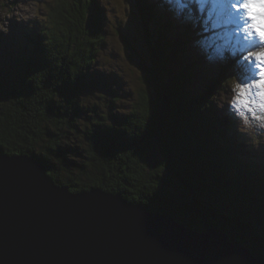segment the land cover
<instances>
[{
	"label": "trees",
	"instance_id": "16d2710c",
	"mask_svg": "<svg viewBox=\"0 0 264 264\" xmlns=\"http://www.w3.org/2000/svg\"><path fill=\"white\" fill-rule=\"evenodd\" d=\"M135 4L146 35L154 36L145 39L149 64L140 67L131 109L117 114L111 99L107 117L96 113L80 124L81 101L106 46L105 12L99 0H55L47 25L0 64V154L33 158L72 193L101 189L196 231L220 229L264 258V155L215 104L234 79L249 77L246 62L233 59L240 46L226 49L197 91L200 60L183 59L189 43H207L218 31L196 19L173 26L156 0ZM202 49L209 61L213 52ZM69 141L76 159H68Z\"/></svg>",
	"mask_w": 264,
	"mask_h": 264
},
{
	"label": "water",
	"instance_id": "95a60500",
	"mask_svg": "<svg viewBox=\"0 0 264 264\" xmlns=\"http://www.w3.org/2000/svg\"><path fill=\"white\" fill-rule=\"evenodd\" d=\"M0 264H264L220 229L196 231L119 195L72 193L27 155L0 154Z\"/></svg>",
	"mask_w": 264,
	"mask_h": 264
},
{
	"label": "rangeland",
	"instance_id": "374dc122",
	"mask_svg": "<svg viewBox=\"0 0 264 264\" xmlns=\"http://www.w3.org/2000/svg\"><path fill=\"white\" fill-rule=\"evenodd\" d=\"M54 1L0 0V64L5 63L12 55L19 54V50L26 43L25 36L30 31L47 25L48 6ZM99 2L105 12L106 46L100 51L92 72L94 87L83 96L81 101L82 111L79 115L81 125L94 118L96 113L107 117L111 99L115 100L117 114L126 113L131 109L141 89L140 67L143 64L144 66L149 64L145 39L154 33L150 30V34L146 35L135 0H99ZM240 2L243 4L247 0H240ZM172 7L179 8L180 5ZM252 12L260 22L264 15V0H253ZM172 21L175 26L184 20L172 19ZM217 31L218 33L212 39H207V43L197 42L196 45L189 43V55L183 59L185 62H188L190 58L200 60V68L195 71L192 79V88L197 91H202L210 78L205 71L217 72L219 64L223 62L221 58L225 55L226 49L239 45L238 48L242 50L241 45L229 33L222 30ZM221 31L222 36L219 34ZM215 32L211 30V34ZM204 38V36H200V39ZM205 45L210 49L209 54L213 52L209 61L207 60L208 54L202 49ZM252 51H259V47L253 48ZM252 60L254 61V57ZM246 67L250 72L249 77L247 74L246 76L241 75V78L235 77L236 79L230 84L227 91L218 92L215 104L220 113H232L240 133L256 145L254 150L257 149L264 155V122L257 120L247 110H237L232 106L237 96L238 86L246 87L250 91L248 99L254 100L257 105L259 103V97L256 95L258 89L251 87L259 79L258 69H255L254 64L251 69ZM242 81L245 82L242 83ZM255 110L257 114H260L258 107ZM110 111H114V109ZM70 138V140H74L76 135H72ZM75 148L76 144L70 142L68 159H76Z\"/></svg>",
	"mask_w": 264,
	"mask_h": 264
},
{
	"label": "snow or ice",
	"instance_id": "6c2138e0",
	"mask_svg": "<svg viewBox=\"0 0 264 264\" xmlns=\"http://www.w3.org/2000/svg\"><path fill=\"white\" fill-rule=\"evenodd\" d=\"M157 3L172 19H196L201 27L206 23L214 32L223 30L241 45L242 50H238L233 59L240 61L242 58L249 69L253 68V64L258 69L259 79L251 87L258 89L256 95L259 103L257 105L254 100L248 99L250 91L246 87L238 86L232 106L237 110L245 109L257 120L264 122V15L260 22L254 17L253 0H247L243 4L240 0H157ZM177 4L180 5L179 8L172 7ZM193 5L198 7L193 9ZM257 47L259 51L253 52L252 49ZM257 107L260 114L255 110Z\"/></svg>",
	"mask_w": 264,
	"mask_h": 264
},
{
	"label": "bare ground",
	"instance_id": "6f19581e",
	"mask_svg": "<svg viewBox=\"0 0 264 264\" xmlns=\"http://www.w3.org/2000/svg\"><path fill=\"white\" fill-rule=\"evenodd\" d=\"M255 255V254H254Z\"/></svg>",
	"mask_w": 264,
	"mask_h": 264
}]
</instances>
